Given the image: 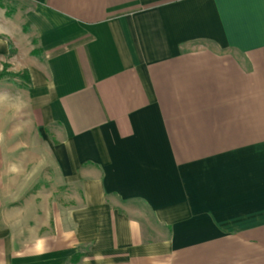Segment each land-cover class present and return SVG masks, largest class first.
Returning a JSON list of instances; mask_svg holds the SVG:
<instances>
[{"label":"crops","instance_id":"0c3cea01","mask_svg":"<svg viewBox=\"0 0 264 264\" xmlns=\"http://www.w3.org/2000/svg\"><path fill=\"white\" fill-rule=\"evenodd\" d=\"M25 1L0 5V264H264V0Z\"/></svg>","mask_w":264,"mask_h":264},{"label":"rangeland","instance_id":"374dc122","mask_svg":"<svg viewBox=\"0 0 264 264\" xmlns=\"http://www.w3.org/2000/svg\"><path fill=\"white\" fill-rule=\"evenodd\" d=\"M1 2H2V4H3L2 6H4L6 12L10 11L13 14L18 12L22 15L23 18H25L24 12L26 11V8L29 5L27 1H25V0H1ZM18 19H19V17H16L14 19V21L17 23ZM17 24H20V22H18ZM31 132H32V135L29 139V145L31 146V152L32 153H35V152L44 153L45 151L48 152L49 151L48 142L46 144H44L43 137L39 135V132L37 131V129L32 128ZM48 132L50 134V131H48ZM49 136L53 140L52 134H50ZM15 140H17V138H15L14 141ZM32 164H34V162H32ZM49 167L50 168L53 167V166H51V163H50ZM144 215H146V213H144L142 216L144 217Z\"/></svg>","mask_w":264,"mask_h":264},{"label":"trees","instance_id":"16d2710c","mask_svg":"<svg viewBox=\"0 0 264 264\" xmlns=\"http://www.w3.org/2000/svg\"><path fill=\"white\" fill-rule=\"evenodd\" d=\"M0 5H3L2 2H1V0H0ZM7 13L8 14H12L10 11H7ZM28 24L29 23H26L25 29H27V25ZM34 43H37V41L34 40ZM10 47H11V52L13 53L14 52V49H13V46H12L11 43H10ZM31 53H32V55H38V54L40 55V54L43 53V51L40 48H35V49L32 50ZM6 69H7V65H5L4 69L2 71H0V79L3 78V77H6V76H9L11 78H17V77L18 78H22V75L21 74H19V73H8L6 71ZM25 81L26 82L30 81V78H29V76L27 74H25Z\"/></svg>","mask_w":264,"mask_h":264}]
</instances>
